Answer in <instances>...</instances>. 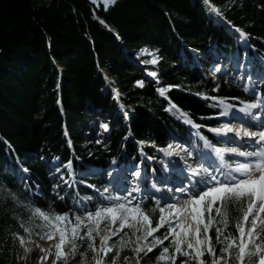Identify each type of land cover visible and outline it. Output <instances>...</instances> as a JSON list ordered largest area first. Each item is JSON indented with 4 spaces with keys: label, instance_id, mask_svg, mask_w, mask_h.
<instances>
[{
    "label": "trees",
    "instance_id": "1",
    "mask_svg": "<svg viewBox=\"0 0 264 264\" xmlns=\"http://www.w3.org/2000/svg\"><path fill=\"white\" fill-rule=\"evenodd\" d=\"M203 1L115 0L105 9L91 0H0V186L17 197L0 202V264H37L36 256L25 255L13 237L17 233L29 240L20 223L36 207L72 216L77 212L74 196L94 198L92 190L101 184L100 176L72 177L62 168L64 177L79 181L66 188L50 161L58 159V167L71 162L77 169L136 159L138 143L164 147L171 133L192 132L175 108L168 110L172 105L194 124L216 126L214 117L222 109L211 97L253 99L230 69L206 78L194 64L193 57L203 61L212 51L242 52L207 17ZM209 3L249 35L250 55L256 51L264 57V0ZM152 55L156 64L150 62ZM102 72L115 79L127 121ZM104 123L109 130L99 141L95 129ZM199 131L211 140L206 130ZM144 205L147 211L156 204ZM239 215L233 207L228 232L236 234ZM158 217V211L151 215L153 226ZM211 234L214 238V230ZM158 253L157 248L141 262H156ZM132 255L125 250L120 264ZM68 264H80L79 255Z\"/></svg>",
    "mask_w": 264,
    "mask_h": 264
},
{
    "label": "snow or ice",
    "instance_id": "2",
    "mask_svg": "<svg viewBox=\"0 0 264 264\" xmlns=\"http://www.w3.org/2000/svg\"><path fill=\"white\" fill-rule=\"evenodd\" d=\"M97 2L98 0H92L94 5ZM114 3L115 0H104L105 9ZM204 3L211 13L221 15L220 9L210 5L209 0H204ZM235 31L241 38L248 37L240 28ZM150 62L156 64L157 60L153 58ZM151 75L156 76V73ZM137 83L143 87V82ZM249 90L256 92L254 85L251 88L245 85V91ZM158 91L161 96L165 95V88ZM203 98L209 99L207 96ZM210 99L218 101L217 106H223L220 116L229 115L233 106L225 103L224 98ZM260 104L261 101L245 104L239 112L250 114ZM173 108L180 113L179 118L199 130L201 126L194 124L188 113L179 110L176 105L168 110ZM101 128L108 131L109 125L101 124ZM209 131L224 138L229 133H233L236 138L246 137L260 147L254 151L216 147L206 137L200 136L210 152L201 155L198 168L189 166L190 170L186 175L185 170L181 169V174L188 180L185 187L175 189L176 192L186 194L182 202L167 203L171 199L169 193L172 189L165 193L153 185V190L160 195V199L156 200L155 207L146 211V205L143 204L146 197L141 196L138 200L134 195L142 192L138 181L142 173L136 170L131 174L133 180L130 188L117 185L114 194L109 193V189H104L100 194L102 202L95 206L94 211L85 207L83 215L70 216L68 212L34 208L28 219L20 223L29 241L17 233H13L14 239L19 240L25 253L30 251L25 245L30 242L34 232L39 238L54 242L53 264H68L77 255L80 257V264H120L121 254L125 250L131 251L133 255L124 256L123 264H129L131 259H135L136 264H141V260L157 248L159 253L156 264H264V130L252 131L243 125L235 128L224 123ZM196 135H199L198 131ZM177 149L187 152L188 156L193 154L185 145L168 144L160 151L165 156L180 155ZM225 153L245 157L248 162H236L232 166L225 161ZM181 160L187 163L185 157L181 156ZM216 162H219V167L214 166ZM205 163H208V167H204ZM67 167H71V162ZM24 171L27 172V169ZM121 192L126 194L121 195ZM16 200L14 193L0 186V202ZM134 200L138 202L133 203ZM161 200L165 201L163 206ZM233 207L240 213L235 223L236 234L228 232ZM157 211L159 217L153 226L151 215ZM162 228L165 229L164 233L156 235ZM213 230L214 238L211 234ZM113 237L118 239L113 242ZM164 241L169 243L165 245ZM217 245L220 246L219 250ZM41 251L45 252L41 260L46 261L51 255V249Z\"/></svg>",
    "mask_w": 264,
    "mask_h": 264
},
{
    "label": "rangeland",
    "instance_id": "3",
    "mask_svg": "<svg viewBox=\"0 0 264 264\" xmlns=\"http://www.w3.org/2000/svg\"><path fill=\"white\" fill-rule=\"evenodd\" d=\"M99 4H101V5L104 6V0H98L97 4H95V5H99ZM109 5H111V4H109ZM203 7H205L204 3H203ZM244 40H246V39H243V41ZM212 50L213 49H210L209 52H211ZM142 51H146V49L143 48ZM149 54H151V53H149ZM245 56H247V55H245ZM153 58H155V57L152 55L150 61ZM213 60L214 61L211 64H207L206 62H204L205 64H202V66L200 67V73H204V75L207 78L211 77L214 72L225 71L224 64H222V62L223 63L226 62L225 64L227 66H230L231 63H233L231 66H232V69L234 71V74L238 76L237 77L238 78V82L240 84L241 83L242 84L245 83L244 86L245 85H248L249 88H251L253 85L255 87H257V84H253L252 82H255V81L258 80L257 75H259V74H256V73H258L260 70L257 69L258 66L251 64L250 63V60L248 58H247V62H245V63L242 62L241 63L240 61L239 62L235 61L232 58L231 55H228L227 54V55H225V57L220 56L219 58H216V59L214 58ZM217 69H219V71H217ZM102 75H103L102 76L103 81L105 82L104 84L106 85V89H110L111 92H112V90L113 91L115 90L116 93L118 92L117 93L118 96L111 95L115 99V101L118 100L119 96H122V93L118 90V87L115 85V79L114 78H111L105 72L104 73L102 72ZM249 75L251 76V81H249ZM245 76L247 77L246 78V81H244ZM259 83H260V84H258L259 87L264 86V80L261 79V82H259ZM257 99H259L260 101L262 99H264V92L262 90L259 91L258 96H257ZM259 100H257V101H259ZM116 104H117L119 110H121V113H122L123 112L124 105H122V103L120 101H116ZM245 104H248V103H245L244 102L242 105H245ZM124 113H127V112L125 111ZM222 117L226 118L227 116H219L217 118V121H218L219 126L222 125V124H224V121L222 120ZM95 133L97 135L96 136L97 139L99 141H101L103 139L104 134L106 133V131L103 128H101V127H97L95 129ZM195 142L198 143V141L195 140V138L193 136H192V142L190 144H189V141L186 143V142H182V141H180L178 139L173 140L170 144H173V145H185L189 149V151H192L193 154L191 156H188L187 155V152H184V151H181V150L177 149V151L180 152V155L165 156L164 153L160 151V153H161L160 159L161 160L163 159L164 161H167V162L170 163V164L166 163V166L165 167H168L173 172H178L179 167H181L182 165L183 166L186 165L188 167L189 166L190 167H193L192 165H194L196 163L198 165L199 162H200L201 155L203 153H207L210 150L205 148V145H204V141L203 140L201 141V144H197L196 146L194 145ZM248 145H249V147H251V144H248ZM236 148L238 150H240L238 147H236ZM242 150H243V148H242ZM245 150L246 151H254V149L251 150L250 148L249 149L246 148ZM245 150H243V151H245ZM152 151L153 152H158L157 149H154ZM137 155L141 159L142 154H141V152L139 150H138ZM163 156H165V157H163ZM181 156L185 157V159L187 161L186 164L184 163V161L181 160ZM226 156L227 157L228 156L233 157V159L230 161V164L232 166H235V163L236 162H241V163L248 162L247 158L237 156L236 154H233V153H227ZM170 161L173 162V164H171ZM139 162H140V160H139ZM128 164H129L128 166L120 165L119 167H117L118 169L116 170L117 171L116 173H112L111 174L110 173V169H108V172L106 173V176H105L106 177L105 184H102V185H100L99 188H96L95 190H92L94 192V194H93L94 198L93 197H90V196L81 197L79 195H75L74 198L72 199V202L71 203H72V205H75L76 206V209H77L76 214L83 215V212L85 210V207L87 208V210L94 211L95 210V206L97 204H99V203L102 202V197H101L100 194L103 193L104 192V189H106V188L109 189V193H113V194L115 193V189H116V186L117 185H121V186L126 185V186H128L130 188L132 186V183L131 182L133 180V177H132L131 174L133 172H135L136 170H139L140 171L142 168L139 169V166H136V165H139V164H136V165L133 164V165H131L130 162ZM49 165H50V167L52 169H55V171L58 173L57 175L60 178H62V180L66 184V188H69L70 185H72V188H74L75 187L74 185L77 184V182H74V180L72 179L73 175H76L77 176V175L84 174V170L82 168L75 169L72 166L69 168V167H67V164L63 165V167H58L57 160L50 161L49 162ZM217 167H219V166H217ZM62 168H65L66 171L71 172L72 173V175H71L72 177H70V178L64 177L63 174H62ZM118 172H120V174L123 177L126 174V176H127L126 179L127 180L123 179L121 176H117V177L114 178L113 176L116 175V174H118ZM141 173H142V176H141V178H138V181H139V187L141 188L142 192L141 193H138V194H134V195L137 196L138 200H139V198L141 196L146 197V199H143V203H144L147 200V198L149 197L148 196V193H146L147 191L145 189H149L148 187H151L152 186V183L150 182L149 185H148V187H146L143 190L142 189V182H143V180L145 178L148 177V174L143 169L141 170ZM85 174L88 175L90 173L86 172ZM164 187H166V186H164ZM169 189L170 188H168V190ZM120 194L121 195H125L126 193L121 192ZM175 194H176L175 192L174 193L173 192L169 193V195L171 197L175 196ZM105 195H107V194H105ZM88 198H91V199L89 200ZM152 199L155 202L157 200V199H154V198H152ZM159 199H160V196H159ZM138 200H134L133 203L138 202ZM174 201L175 200H173L171 203H173ZM164 203H165V201H161V206H163ZM117 239H118V237H113L112 238L113 242H115ZM149 239H151V238H149ZM26 241H29V240H26ZM53 243L54 242H52V241H48L46 239H41L37 235H34L32 237V239L30 240V242H27L26 245H25V247H27L30 251L27 252V253H25L24 247H22L23 248V253L25 255H27V256H32V257L35 255L36 256V263L37 264H53V260H55V248L53 247ZM96 243H97V246H99V238H97ZM41 249H45V250L51 249V255H50V257L46 261H42L41 260V257L45 256V252L41 251ZM65 251H67V248L65 249ZM129 264H136L135 259H131L129 261ZM141 264H145V263H142L141 262ZM149 264H156V262L149 261ZM160 264H163V262H160Z\"/></svg>",
    "mask_w": 264,
    "mask_h": 264
},
{
    "label": "bare ground",
    "instance_id": "4",
    "mask_svg": "<svg viewBox=\"0 0 264 264\" xmlns=\"http://www.w3.org/2000/svg\"><path fill=\"white\" fill-rule=\"evenodd\" d=\"M203 3H204V1H203ZM210 4V3H209ZM204 5H205V3H204ZM210 5H212V4H210ZM204 10H205V14L207 15V17L210 19V20H212L213 21V23H216V24H219V25H221V26H223V23H227L223 18H221L220 17V15H217L216 13H211L210 11H209V7L208 6H206L205 5V7H204ZM214 17V18H213ZM227 25H229V26H231V29L230 30H232V28H234V30L236 29L234 26H232V25H230L229 23L227 24ZM235 34H237V36L239 37V39L241 40V41H243V39L244 38H241L240 37V34L238 33V32H236L235 31ZM204 64V63H203ZM112 90V89H111ZM117 91V90H116ZM118 93V92H117ZM117 93L115 92V91H113L112 90V92H111V95H114V96H118L117 95ZM120 97L121 96H119V98H118V100H116V101H120ZM264 99H262V101H263ZM115 101V102H116ZM121 102V101H120ZM245 103H254V102H256V101H254V102H249V101H244ZM243 102V103H244ZM122 103V102H121ZM226 103V102H225ZM242 103V104H243ZM228 104V103H227ZM237 105L236 106V104H231L233 107L229 110V115L226 117V119H229L232 115H236V114H241V115H243L244 113H241V112H239V109L240 108H243L244 107V105ZM123 105V104H122ZM229 105H230V103H229ZM125 107V106H124ZM123 110H124V108H123ZM125 111H123L121 114L122 115H124L125 113H124ZM259 118V119H261L262 117H264V103L263 102H261V104H260V106L258 107V108H256V109H252V111H251V113L250 114H245L244 116L245 117H243V119L242 120H246V119H248V117L249 116H252V118H253V116L255 117V115ZM259 119L257 120V121H259ZM231 126H233V127H235V128H238V126H241V124H238V122H236V121H234V123H233V125L232 124H230ZM245 128H247V127H245ZM259 131V130H258ZM248 144H251V141L248 139V138H246L245 137V140H243L242 142H241V145L243 146V148H245V146L247 147V145ZM236 145L234 144V146L233 147H235ZM236 147H238V146H236ZM235 147V148H236ZM250 147L248 146V148L247 149H249ZM258 148V146H257V144L256 143H254V146H253V149H257ZM239 151H243V150H239ZM163 157H165V156H163ZM123 165V164H122ZM120 166V165H119ZM119 166H117V167H119ZM116 167V168H117ZM191 168H193V167H191ZM187 169H188V171L190 170V168L189 167H187ZM142 170V169H141ZM140 170V171H141ZM172 171V170H171ZM173 172V171H172ZM175 175H177L178 174V172H173ZM91 174V173H90ZM173 174V175H174ZM187 185V184H186ZM184 187V186H183ZM175 193H177V192H175ZM186 198V194H182V195H179V196H177V195H175V196H173L172 197V200H175L173 203H176V202H182L183 201V199H185Z\"/></svg>",
    "mask_w": 264,
    "mask_h": 264
},
{
    "label": "water",
    "instance_id": "5",
    "mask_svg": "<svg viewBox=\"0 0 264 264\" xmlns=\"http://www.w3.org/2000/svg\"><path fill=\"white\" fill-rule=\"evenodd\" d=\"M224 24L226 25V29H228L229 31H231V32H233L235 34L234 28H232V30H230L231 29V26L227 25L228 23H224Z\"/></svg>",
    "mask_w": 264,
    "mask_h": 264
}]
</instances>
